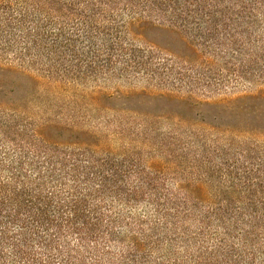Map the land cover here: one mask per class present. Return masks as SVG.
Returning <instances> with one entry per match:
<instances>
[{"label": "trees", "instance_id": "1", "mask_svg": "<svg viewBox=\"0 0 264 264\" xmlns=\"http://www.w3.org/2000/svg\"><path fill=\"white\" fill-rule=\"evenodd\" d=\"M0 264H264V0H0Z\"/></svg>", "mask_w": 264, "mask_h": 264}, {"label": "rangeland", "instance_id": "2", "mask_svg": "<svg viewBox=\"0 0 264 264\" xmlns=\"http://www.w3.org/2000/svg\"><path fill=\"white\" fill-rule=\"evenodd\" d=\"M148 37L149 39H151L152 41L156 42L159 46L165 48V47H172L174 45L173 42V37L165 32H159V31H152L148 33ZM12 80H16L15 78L11 77ZM17 81V80H16ZM18 82V81H17ZM20 83V88L21 91H23V89H26V85L19 82ZM121 90L124 91H130V90H135L137 92H140L143 90L142 87H128V88H121ZM242 93H235L234 95H224V96H220V97H214L213 100L208 101V102H202V103H214L217 102L219 100L222 99H234L236 97L241 96ZM118 104L120 105H127L136 109H140L143 111H154V112H160V111H164L166 109L169 108H176L179 105L176 103H169V102H164L163 100H157V98H153V97H148V96H143V95H135L134 97L125 100V99H120L117 101ZM200 110L203 111V113L207 116H212V109L208 106H201Z\"/></svg>", "mask_w": 264, "mask_h": 264}]
</instances>
